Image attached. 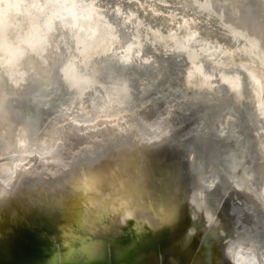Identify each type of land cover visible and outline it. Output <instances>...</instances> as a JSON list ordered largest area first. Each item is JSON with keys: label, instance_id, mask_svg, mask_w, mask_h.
<instances>
[{"label": "water", "instance_id": "obj_1", "mask_svg": "<svg viewBox=\"0 0 264 264\" xmlns=\"http://www.w3.org/2000/svg\"><path fill=\"white\" fill-rule=\"evenodd\" d=\"M137 1L0 0V264H264L263 82Z\"/></svg>", "mask_w": 264, "mask_h": 264}, {"label": "bare ground", "instance_id": "obj_2", "mask_svg": "<svg viewBox=\"0 0 264 264\" xmlns=\"http://www.w3.org/2000/svg\"><path fill=\"white\" fill-rule=\"evenodd\" d=\"M146 1L138 0L132 2L138 8L140 4L146 11ZM161 11L167 12L172 21H177L179 18L185 17L189 20L201 22L203 27L210 29L207 33L215 35H223L230 40L239 44L238 51L245 57L246 62L249 63L250 69L255 71L264 85V0H150ZM257 7L254 13L251 14L252 8ZM166 15V16H167ZM179 15H184L179 17ZM102 14H98L101 17ZM39 16L28 14L21 16L20 20L14 23H9L10 29L16 34H23L27 31L36 32L38 26ZM187 18V19H188ZM100 21V20H98ZM102 29L107 30L106 24H102ZM8 27L4 25L1 27V33H7ZM12 36V41H17L18 38ZM235 51V50H234ZM13 52V50H12ZM41 70L35 69L36 74H40ZM43 70L42 73L43 74ZM196 83L197 78L192 77ZM1 83V81H0ZM240 86V83L238 84ZM131 97V96H130ZM132 99V97H131ZM220 103L219 98L211 99L207 107ZM20 105L13 110L16 123L20 125L22 135L27 136L28 132L32 130L31 121L26 120L25 123H19L20 116L18 111ZM214 110H212L213 112ZM237 120V118H235ZM7 127V126H6ZM5 136V135H4ZM5 137H1V141ZM1 147V145H0ZM241 187L249 190L250 187ZM258 196V195H257Z\"/></svg>", "mask_w": 264, "mask_h": 264}]
</instances>
